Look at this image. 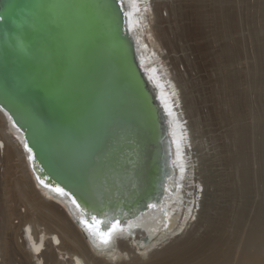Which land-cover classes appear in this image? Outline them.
<instances>
[{
	"label": "water",
	"instance_id": "water-1",
	"mask_svg": "<svg viewBox=\"0 0 264 264\" xmlns=\"http://www.w3.org/2000/svg\"><path fill=\"white\" fill-rule=\"evenodd\" d=\"M128 14L125 0H0V110L23 136L35 182L68 199L102 244L161 206L174 172L167 115ZM131 79L153 113L141 127L130 122L142 108ZM111 163V179L121 175L107 185Z\"/></svg>",
	"mask_w": 264,
	"mask_h": 264
},
{
	"label": "bare ground",
	"instance_id": "bare-ground-1",
	"mask_svg": "<svg viewBox=\"0 0 264 264\" xmlns=\"http://www.w3.org/2000/svg\"><path fill=\"white\" fill-rule=\"evenodd\" d=\"M125 1L129 12V29L138 44L142 70L157 92L167 115L168 131L171 134L170 165L174 172L168 180L163 204L140 213L138 218L126 222L123 230L113 232L108 242L100 243L97 236L75 223L77 211L68 199L61 198L35 182L28 160L29 154L23 146V136L0 110V193L3 195L5 192L4 198L0 197V264H264V200L254 218L249 221L253 182L258 177L264 183V31L253 34L258 60L253 74V90L258 102L255 116L263 136V139L260 138L262 142L256 144L261 152V168L256 174L246 160L245 150L250 137L243 120L250 103L246 99L239 101L235 97L236 100L231 105L233 115L230 118L237 127L234 130L238 136L239 155L234 158L232 155L230 162L238 169L241 188L237 191L228 188L224 194L241 196L243 203L235 213L225 210L215 219L211 216V203L206 202L205 195L200 198L205 188L201 183L202 178H198L203 175L200 173L203 168H200L201 154L197 147L200 141L195 138L192 110H189L192 108V98L188 94L183 96L185 73L179 69L177 59L170 54V49L173 48L170 26L164 25L174 11L181 15V8H167L168 14L165 15L167 4L164 1ZM205 2L206 0H192L195 7L203 5L200 8L204 10L199 15L204 21L206 18L213 29L206 26L205 31L198 30V36L209 39V42L211 38L221 43V54L216 56L224 60L225 66H218L227 69V79L223 76L226 79L224 82L227 81L229 87L234 89L239 76L233 72L235 68L233 71L229 68L241 50L238 42H234L235 29H240L236 28L238 22L235 16L239 13L232 7L234 0H215L210 3L209 15H205ZM237 17L240 18L239 15ZM204 21L199 22L206 24ZM194 25L197 27V24ZM185 70L184 68L183 71ZM129 83L133 92H139L142 103L141 110H138L140 115L130 116L131 124L140 125V118L152 122L153 113L149 102L141 94L142 91L133 86L132 79ZM229 91L230 95L235 96L233 91ZM185 101L190 104L188 107ZM239 103L243 105L245 112L240 109ZM169 107L172 115L168 113ZM112 114L119 117L122 113L114 110ZM219 121L221 122L220 118ZM140 130L142 132L143 129L137 128L138 132ZM97 162L99 165L100 162ZM114 168V163L106 167V176L103 177L106 178L107 185L121 175L111 179L114 173L110 169ZM90 177L96 178L95 170ZM202 177L204 182L206 180V183H212L210 176ZM52 198L59 200L68 210L51 202ZM202 202H205L204 206ZM198 206L201 207L200 211ZM194 224L196 227L192 229Z\"/></svg>",
	"mask_w": 264,
	"mask_h": 264
},
{
	"label": "rangeland",
	"instance_id": "rangeland-1",
	"mask_svg": "<svg viewBox=\"0 0 264 264\" xmlns=\"http://www.w3.org/2000/svg\"><path fill=\"white\" fill-rule=\"evenodd\" d=\"M158 1L159 2L164 1V3L166 2L165 5L167 4L166 5L167 7L164 10L165 15L168 14V11H166L167 8H174V9L178 7L181 8L180 12L182 14L178 15L177 14L178 12L174 11L175 13L173 12L171 18L168 19L169 21L166 20L165 21L166 23H164V25L170 26L169 33L171 34L170 35L171 40L173 41V48L170 49L172 51L170 54H172V56L177 59L176 60L177 65L178 67H180L179 69H181L182 72L185 73L183 78V82H184L183 84L186 85L183 86V93H184L183 96L185 97L186 96L185 94H188L191 95L192 98L190 99L192 108L191 109L188 108V109L190 111L192 110L191 116L193 120V125L195 127L194 130L196 131V132L194 131L195 138L200 141L199 144L197 143V147L201 154V159L199 160V164L201 166L200 167L201 170L203 168V170L200 171V173L203 174L204 176L206 175L210 176L209 179L212 182L211 184L206 183V180L204 182L203 181L204 179L202 177L203 175H200L201 177L200 176L198 177V178H202L201 183L205 188V192L204 194L201 193L200 198H202V195H205L206 202L211 203V205L213 206L211 210V216L213 215L212 217L215 219L219 218L222 215L221 212H224L225 210H229L230 213L233 214L236 211H238L239 208H241L243 203L242 202L243 199L241 196L235 194L229 196L224 194V191L228 188H231L232 190L235 191L241 188V181L239 180L238 169L236 166L231 165L230 162V158L232 157V155L233 158L239 155V152L237 153L238 150L237 148L238 136L236 134L237 127L233 119L230 118V116L233 115V108L231 107V105L234 103L236 98L239 101L240 99H246V101L250 103V106H248V110L246 109V112L244 110L245 108L243 107V105L239 103L240 109H243L245 112V118L243 120V123L244 125H246L248 136L250 137V138L248 137L249 145L245 150L246 160L248 161L249 166L256 172V174L259 172L261 168V152L257 145H259L262 142L263 136L259 129L255 116V111L256 109H258V102H257L256 92L255 90H253V83H254L253 74H254V69L258 66V60H257L255 43L253 40V34L254 32L264 31L263 28L264 2L263 0H259V1L234 0V2L232 3V7L235 9L236 13H239L237 15H239L240 17L238 18L237 15H235L238 22L237 24L238 25L241 24L239 26L238 25L236 26V28L240 27V29H235L236 31L234 35V39H235L234 42L235 43L238 42L237 44L241 46V50H240V55L238 56L240 58L237 57L229 68L231 71H233L234 70L233 68H235L233 72L237 76H239V78L237 77L238 83L236 84V88L231 89L229 87L228 82L227 81L226 83L224 82L227 79V75L225 72L227 71V69L225 70L224 68L225 62L223 59H220L219 56H216L221 54L220 51L222 48L221 43L215 42L213 38H212L213 40H211L210 38V42H209V39L208 40L203 39L201 36H198V33L201 32V30L205 31V28L207 27L213 29L210 25V22L206 21L205 17H204L205 18L204 21V19H202L199 15L204 10L200 8L203 5H201L200 7H195V4L192 3V0H158ZM213 1L215 0H206L205 15H209L208 9L210 7V3ZM199 21H204L206 22V24H202ZM194 23L197 24V27L199 28H197L196 25H194ZM178 29L180 33L178 32ZM184 29L186 32L184 31ZM195 32H197V34ZM237 35L239 36V38ZM211 41L213 42L211 43ZM201 49L204 51H201ZM212 56H213V60H212ZM218 65L220 66L224 65V66H222L223 67L222 68ZM184 68L186 69L185 71L187 73L183 71ZM224 75L226 79L223 77ZM185 78L186 80L184 81ZM229 90L233 91L235 93V96L230 95L231 92ZM185 105L188 107L190 104L186 102ZM214 109L216 110L214 111ZM219 118L222 123L219 121ZM235 128L236 130H234ZM261 137L262 139H260ZM257 149L259 152L257 151ZM202 190L204 189L202 188L201 192H203ZM255 192L256 195L254 194ZM4 193L5 192H3V195ZM263 193H264V183L261 182L257 177L253 182V189H252L250 209H249V221H251L254 218L259 206L261 205L260 203L263 202L264 200ZM3 195L2 193H0V197L1 196L3 197ZM52 199L53 201L51 202L59 205L65 210H68L65 206L62 205V203L59 200H56L54 198ZM204 204L205 202L204 203L202 202V206H204ZM197 208L198 211H200L201 207L198 206ZM24 211L25 210L23 209V212ZM217 212L219 213V215ZM195 227L196 224H194L192 229ZM113 264H117V263H113Z\"/></svg>",
	"mask_w": 264,
	"mask_h": 264
},
{
	"label": "snow or ice",
	"instance_id": "snow-or-ice-1",
	"mask_svg": "<svg viewBox=\"0 0 264 264\" xmlns=\"http://www.w3.org/2000/svg\"><path fill=\"white\" fill-rule=\"evenodd\" d=\"M0 19H4V17H3V16H0ZM168 113H169V115H172V111H171V108H170V107H169V109H168ZM25 147L28 148L29 153L32 152V149H31L30 147H28L27 144H25ZM31 158L34 160V156L31 157ZM58 190L61 191V192H63V189H58ZM93 219H94V218H93ZM115 227H117V226H114V228H115ZM105 242H106V239H105Z\"/></svg>",
	"mask_w": 264,
	"mask_h": 264
}]
</instances>
